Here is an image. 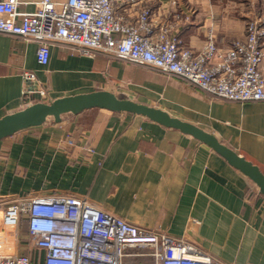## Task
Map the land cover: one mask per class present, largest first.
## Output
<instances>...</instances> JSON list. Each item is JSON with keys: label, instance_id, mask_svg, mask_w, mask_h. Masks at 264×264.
Returning <instances> with one entry per match:
<instances>
[{"label": "crops", "instance_id": "0c3cea01", "mask_svg": "<svg viewBox=\"0 0 264 264\" xmlns=\"http://www.w3.org/2000/svg\"><path fill=\"white\" fill-rule=\"evenodd\" d=\"M38 1L19 0L17 10L34 11ZM176 1L149 5L156 19L173 22L183 45L197 49L209 28L219 46L243 37L261 0ZM36 51L35 41L0 33V117L68 94L177 85L173 76L102 53L90 57L54 44L40 64ZM182 83L189 115L156 107L212 133L264 172V100L213 98ZM47 121L0 139V206L23 196H85L133 225L195 242L220 264H264V195L206 144L144 116L104 108ZM17 251L42 264L44 250L28 245L24 228Z\"/></svg>", "mask_w": 264, "mask_h": 264}, {"label": "built area", "instance_id": "2783aa9c", "mask_svg": "<svg viewBox=\"0 0 264 264\" xmlns=\"http://www.w3.org/2000/svg\"><path fill=\"white\" fill-rule=\"evenodd\" d=\"M149 1L39 0L22 12L19 0H0V33L35 41L40 64L51 45L63 44L154 68L213 98L264 100V0L247 17L243 37L219 46L209 28L197 49L173 34L170 19H156ZM22 228L28 245L44 250L42 264H220L195 242L133 225L85 196H23L0 206V264H32L17 251Z\"/></svg>", "mask_w": 264, "mask_h": 264}, {"label": "water", "instance_id": "95a60500", "mask_svg": "<svg viewBox=\"0 0 264 264\" xmlns=\"http://www.w3.org/2000/svg\"><path fill=\"white\" fill-rule=\"evenodd\" d=\"M90 108H104L114 112L144 116L163 126L189 134L244 174L256 186L258 192L264 195V172L259 166L218 140L215 135L196 124L172 115L165 109L121 97L105 89L68 94L49 101H36L7 113L0 117V139L20 130L39 126L48 119L58 122L64 114H78Z\"/></svg>", "mask_w": 264, "mask_h": 264}, {"label": "rangeland", "instance_id": "374dc122", "mask_svg": "<svg viewBox=\"0 0 264 264\" xmlns=\"http://www.w3.org/2000/svg\"><path fill=\"white\" fill-rule=\"evenodd\" d=\"M175 82L177 83V87L175 86L170 89H167L164 86L156 88H150L148 86L145 90L136 88L133 91H129L127 88L121 87L122 89L117 95L127 97L135 101L145 102L154 106H161L168 109L171 113L189 115L190 111L186 108V105H189L188 101L190 100L188 93H186L188 90L184 87V83H182V81L177 79ZM183 91L185 93H182ZM49 121H52V119H49L47 122ZM125 261V264H134L132 262L135 260L126 259Z\"/></svg>", "mask_w": 264, "mask_h": 264}]
</instances>
